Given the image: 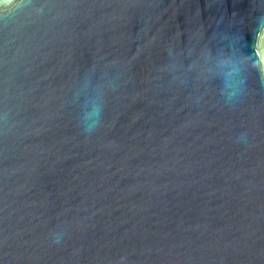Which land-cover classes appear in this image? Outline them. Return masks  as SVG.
Segmentation results:
<instances>
[{
	"label": "water",
	"instance_id": "water-1",
	"mask_svg": "<svg viewBox=\"0 0 264 264\" xmlns=\"http://www.w3.org/2000/svg\"><path fill=\"white\" fill-rule=\"evenodd\" d=\"M261 17L0 0V264H264Z\"/></svg>",
	"mask_w": 264,
	"mask_h": 264
},
{
	"label": "clouds",
	"instance_id": "clouds-1",
	"mask_svg": "<svg viewBox=\"0 0 264 264\" xmlns=\"http://www.w3.org/2000/svg\"><path fill=\"white\" fill-rule=\"evenodd\" d=\"M37 11H40V10H37ZM259 26L262 30H264V17H261L260 20H259ZM97 125L95 124V122L93 124H90L88 125L86 128H84V131L85 132H89L91 130H93ZM241 140H244V137L241 136L240 138ZM54 242H59V235H55L54 237Z\"/></svg>",
	"mask_w": 264,
	"mask_h": 264
}]
</instances>
